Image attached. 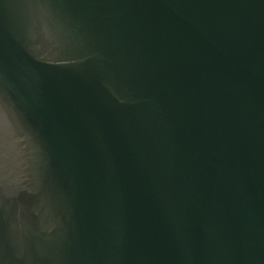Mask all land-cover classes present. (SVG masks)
<instances>
[{"label":"water","instance_id":"obj_1","mask_svg":"<svg viewBox=\"0 0 264 264\" xmlns=\"http://www.w3.org/2000/svg\"><path fill=\"white\" fill-rule=\"evenodd\" d=\"M0 264H264V0H0Z\"/></svg>","mask_w":264,"mask_h":264}]
</instances>
